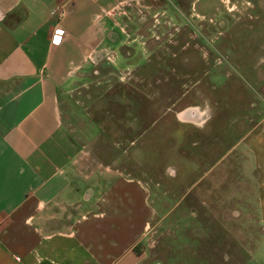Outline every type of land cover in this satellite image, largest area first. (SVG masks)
Instances as JSON below:
<instances>
[{"label":"crops","instance_id":"1","mask_svg":"<svg viewBox=\"0 0 264 264\" xmlns=\"http://www.w3.org/2000/svg\"><path fill=\"white\" fill-rule=\"evenodd\" d=\"M128 1L157 5V0H0V264L140 263L137 247L153 217L148 188L99 155L110 141L123 143L131 130L128 112L138 121L173 113V129L202 132V163L221 149L226 155L238 151L230 186L223 178L226 169L209 180L220 182L224 194L245 197L264 229V61L253 60L259 39L264 51V6L261 15L254 9L246 15L247 21L262 19V33L247 29L237 36L245 43L236 53L238 72L227 77L231 85L223 83L231 97L211 90L213 100L205 93L203 104L202 84L213 81L216 89L222 77L215 72L202 83L201 72L191 80L202 70L192 69L191 34L174 31L176 43L168 35L159 44L161 37L151 29L128 32L114 13ZM182 1L166 0L172 7ZM57 26L66 30L61 41L52 39ZM109 52L112 58L94 61ZM243 75L256 95L241 93L237 78ZM190 84L199 89L198 103L186 102L190 90L175 98V87ZM115 87L119 94L110 113L105 93ZM77 104L86 110L96 104L89 117L104 120L102 134L94 136ZM249 263L264 264V258L253 254Z\"/></svg>","mask_w":264,"mask_h":264},{"label":"rangeland","instance_id":"2","mask_svg":"<svg viewBox=\"0 0 264 264\" xmlns=\"http://www.w3.org/2000/svg\"><path fill=\"white\" fill-rule=\"evenodd\" d=\"M248 2L250 0H196L194 3L192 0H183L181 7H172L166 0H157V5L128 1L118 5L114 13L118 15L117 21L128 32L135 29H151L156 32L161 37L159 44H163L162 41L167 40L168 35H171L167 37L168 41L170 38L171 43H176L172 35L174 31L191 34L188 48L194 59L192 69L196 65L202 66L201 71L196 70L190 76L191 80L201 78V72L202 83L214 77L215 72L222 77L216 89L213 81L202 84L200 101L203 103L206 102L205 93L212 94L211 90L231 97L229 86L225 90L223 83L231 85L232 79L228 78L238 72L236 53L240 45L245 43L237 36L247 29L249 34L263 31L260 26L262 19L247 21L246 15L253 14L252 9L255 16L261 15L264 0H254L253 5ZM175 9L179 13L172 12ZM179 15L183 16L182 21ZM248 23L252 27L247 28ZM259 40L261 49L259 53L256 52L253 60L263 62V40ZM164 46L168 47L167 44ZM107 54H98L94 61L98 63L106 60V56L112 58L114 52ZM150 62L144 59L142 64L150 65ZM132 73L129 69L125 74L128 77ZM237 81L243 95H256V86L247 76H238ZM117 88L105 93L110 113L115 112L114 105L117 102L114 94H119ZM198 90L192 84L175 87V98L189 91L186 102L198 103ZM160 95L163 98L161 90ZM210 96L207 101L213 100L214 97ZM95 106L86 110L77 104L75 109L83 115L84 120L91 121V131L97 136L102 134L104 120L93 119L92 115L89 117L90 113L95 112ZM128 113L126 121L131 124V130L126 133L123 143L113 145L110 141V145H104L109 151L99 152V155L114 168L125 172L130 170L132 176L141 179L148 188L153 217L137 247V252L142 254L139 264H250L253 254L263 259V224L254 221L255 215L247 207L246 198H233L229 192L224 194L222 190L225 189H221L220 182L209 180L224 174L226 169L223 178L227 180V186H230L237 175L231 164L238 151H230L226 155V149H221L209 154V158L202 163V132L185 135L188 130L181 125L173 129L174 126L169 125L173 113L163 114L162 111L147 121H138L134 119V113ZM176 136H179L177 141L174 139ZM90 147L95 149L97 145ZM253 236L255 239L250 238Z\"/></svg>","mask_w":264,"mask_h":264},{"label":"built area","instance_id":"3","mask_svg":"<svg viewBox=\"0 0 264 264\" xmlns=\"http://www.w3.org/2000/svg\"><path fill=\"white\" fill-rule=\"evenodd\" d=\"M65 35H66V30L61 26H57L53 31L52 39L54 41H61Z\"/></svg>","mask_w":264,"mask_h":264}]
</instances>
